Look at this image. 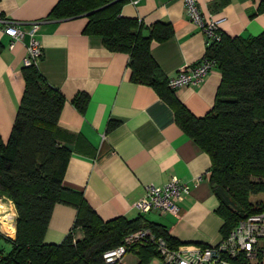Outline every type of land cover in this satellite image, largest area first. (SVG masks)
I'll use <instances>...</instances> for the list:
<instances>
[{
    "label": "crops",
    "instance_id": "obj_1",
    "mask_svg": "<svg viewBox=\"0 0 264 264\" xmlns=\"http://www.w3.org/2000/svg\"><path fill=\"white\" fill-rule=\"evenodd\" d=\"M60 0H0V14L18 22L20 41L9 48L0 25V137L6 141L24 89L21 74L29 29L41 45L36 66L46 81L65 98L56 138L71 150L63 185L80 191L87 204L103 220L117 216L135 218L134 203L147 185H162L171 177L190 186L178 202L177 215L143 213L164 225L179 243L214 245L221 238L223 219L216 212L218 199L209 183L211 158L176 124L172 108L149 85L131 80L129 55L109 50L102 37L83 31V14L57 19L48 14ZM202 13L224 18L220 29L230 36L252 37L264 31V0H196ZM120 16L137 18L146 26L169 23L172 34L152 41L149 51L168 80L185 65L205 56L203 31L185 14L183 0L122 2ZM145 34L147 31H144ZM221 72L213 67L199 85L175 89L188 111L205 115L213 106ZM87 95L81 111L73 102ZM110 121L117 124L108 128ZM76 208L56 203L44 235L47 243H59L71 229ZM16 212L11 200L0 196V231L15 236ZM75 232V237H81Z\"/></svg>",
    "mask_w": 264,
    "mask_h": 264
},
{
    "label": "trees",
    "instance_id": "obj_2",
    "mask_svg": "<svg viewBox=\"0 0 264 264\" xmlns=\"http://www.w3.org/2000/svg\"><path fill=\"white\" fill-rule=\"evenodd\" d=\"M125 1L60 0L48 17L85 15L83 31L101 36L109 50L126 52L131 80L151 86L169 104L179 128L211 158L208 179L226 236L240 219L264 211L263 205H254L249 198L264 192V31L252 37L222 32L220 40L208 43L205 55L214 60L221 81L212 108L196 117L169 88L149 51L152 41L172 34L171 25L146 26L137 18L120 16ZM21 74L24 89L12 128L6 141L0 137V196L11 200L16 212L14 238L0 231V242L10 246L5 252L0 243V264H103L105 251L124 244L128 234L142 228L172 248L181 245L164 225L147 220L143 213L103 221L80 191L63 185L71 150L58 142L56 130L65 98L36 64L23 65ZM86 101L85 93L73 99L81 111ZM116 124L110 121L107 127ZM56 203L74 206L76 216L61 242L47 243L44 235ZM78 230L82 235L76 238ZM129 248L137 255L136 264H148L153 255L160 257L156 244L148 239Z\"/></svg>",
    "mask_w": 264,
    "mask_h": 264
},
{
    "label": "built area",
    "instance_id": "obj_3",
    "mask_svg": "<svg viewBox=\"0 0 264 264\" xmlns=\"http://www.w3.org/2000/svg\"><path fill=\"white\" fill-rule=\"evenodd\" d=\"M136 4L139 0H126ZM187 18L204 33L207 43L222 37L220 24L224 18L206 17L196 0H183ZM0 25L9 38V48L20 41L23 32L18 22L0 14ZM36 24L29 29L31 38L27 45V55L23 65L36 64L42 55L41 45L33 38ZM215 66L214 60L203 56L193 65L180 67L168 79L169 88L175 90L182 86L199 85L207 73ZM190 186L171 177L162 185H147L143 196L134 203L138 213L157 212L177 215L178 202L187 194ZM150 240L157 246L162 264H263L264 260V211L250 214L240 219L234 228L214 245L182 243L170 247L165 239L156 237L148 228L137 229L124 238V244L109 249L102 254L103 264H123V257L135 242Z\"/></svg>",
    "mask_w": 264,
    "mask_h": 264
},
{
    "label": "rangeland",
    "instance_id": "obj_4",
    "mask_svg": "<svg viewBox=\"0 0 264 264\" xmlns=\"http://www.w3.org/2000/svg\"><path fill=\"white\" fill-rule=\"evenodd\" d=\"M250 202L254 205L264 206V192L253 194L250 197ZM1 246L4 247L3 250L8 252L10 250L9 244H6L3 240L0 242ZM138 261L137 255L133 251H128L123 257V264H136ZM148 264H162V260L158 255H153L149 258ZM264 264V260H263Z\"/></svg>",
    "mask_w": 264,
    "mask_h": 264
}]
</instances>
